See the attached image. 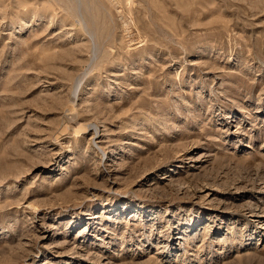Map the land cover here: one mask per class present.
Returning a JSON list of instances; mask_svg holds the SVG:
<instances>
[{
	"label": "rangeland",
	"instance_id": "374dc122",
	"mask_svg": "<svg viewBox=\"0 0 264 264\" xmlns=\"http://www.w3.org/2000/svg\"><path fill=\"white\" fill-rule=\"evenodd\" d=\"M0 264H264V0H0Z\"/></svg>",
	"mask_w": 264,
	"mask_h": 264
}]
</instances>
